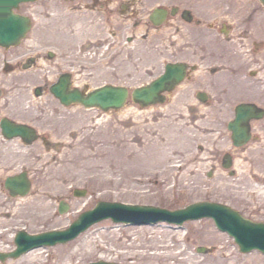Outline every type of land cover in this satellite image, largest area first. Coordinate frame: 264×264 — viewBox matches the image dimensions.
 Instances as JSON below:
<instances>
[{
	"label": "rangeland",
	"instance_id": "374dc122",
	"mask_svg": "<svg viewBox=\"0 0 264 264\" xmlns=\"http://www.w3.org/2000/svg\"><path fill=\"white\" fill-rule=\"evenodd\" d=\"M52 19L56 20L54 16ZM88 77L94 84L106 79L140 82L138 77L129 81L125 76L97 72L81 79ZM193 92L192 87H177L167 102L145 109L130 99L125 107L111 112L73 106L64 109L61 117L48 110L47 123L38 125L49 133L55 149L41 152L37 142L29 151L17 150L13 154L18 159L17 169L25 163L33 176L31 193L6 203L4 190H0V236L4 233V245H13L10 234L22 227L29 232L64 228L101 199L170 209L210 199L250 215V203L264 202V184L250 176L251 164L259 163L264 170V156L255 159L248 152L235 154L236 173L230 175L220 165V156L214 155L230 147V135L208 133L218 125L203 117L200 105H188ZM32 99L36 105L37 100ZM50 102L57 111V101ZM43 105L39 104V110ZM37 110L35 107L34 116L39 114ZM113 150L118 155L128 152L124 156L128 160L110 155ZM137 152L152 154V158L137 160ZM77 187L87 189V193L74 195ZM61 199L70 204L63 214L58 212ZM152 235L166 242L153 246L146 239ZM137 238L135 248L129 249L128 245ZM122 241L127 245L120 246ZM166 244L170 247H163ZM199 245L212 247L211 251L198 252ZM134 251L147 252L151 257L136 256ZM154 253L164 256L153 257ZM100 259L120 264H264V254L242 253L234 238L220 231L211 218L187 221L183 227L165 222L125 225L104 219L72 241L35 249L5 264H87Z\"/></svg>",
	"mask_w": 264,
	"mask_h": 264
},
{
	"label": "flooded vegetation",
	"instance_id": "af4514ba",
	"mask_svg": "<svg viewBox=\"0 0 264 264\" xmlns=\"http://www.w3.org/2000/svg\"><path fill=\"white\" fill-rule=\"evenodd\" d=\"M17 11L30 18V26L19 44L0 45V189L8 176H32L25 163L17 169L15 151H29L37 142L41 152L55 149L38 125L47 123L48 110L63 117L64 109L80 106H65L51 87H80L84 94L89 87H144L168 63L184 66V78L163 87H192L188 105H200L203 117L218 125L208 133L230 135V147L214 154L221 166L230 162L228 172L236 173L235 154L264 156V6L256 0H36ZM96 72L140 82L81 79ZM39 99L45 103L40 110ZM241 103L252 107L242 115L250 140L237 146L228 125ZM4 123L34 127L38 138L29 143L31 134L9 137ZM251 170L254 181L264 184L259 163ZM250 204V216L264 221V202Z\"/></svg>",
	"mask_w": 264,
	"mask_h": 264
},
{
	"label": "water",
	"instance_id": "95a60500",
	"mask_svg": "<svg viewBox=\"0 0 264 264\" xmlns=\"http://www.w3.org/2000/svg\"><path fill=\"white\" fill-rule=\"evenodd\" d=\"M22 1L28 0H0V9L2 17H0V43L8 44L6 40H15L22 35L26 29V20L14 14L13 7L18 6ZM264 3V0H261ZM184 72V67L179 65L169 64L166 74L153 85L141 87L134 90L133 96L136 101L142 104H148L158 100L159 93L165 89L173 87H161V85L171 78L180 79ZM55 93L60 96L65 102L72 100L80 101L86 106H99L103 109L111 107L119 108L124 105L128 89L126 87H99L88 96H84L78 91L71 94L62 92L60 87L54 88ZM234 128V138L236 142L245 141L246 131L243 129L240 133L239 126L231 124ZM21 131V128H19ZM7 186L13 194H26L30 184L23 175L10 178L7 181ZM77 194L84 192L77 191ZM67 206L61 205V210L65 211ZM137 214L143 216V219H137ZM113 217L114 220H132V221H156L159 219H168L170 221L182 222L189 218H198L202 216H212L215 218L218 225L225 230H228L236 237L241 249L244 251L253 248H261L264 251V224L254 223L249 219L244 218L236 210L227 205L202 201L189 205L184 209L176 211L157 209L153 206H132L120 202L100 201L94 210L83 213L72 226L66 230L51 231L39 235H30L26 232H20L16 238L18 248L11 252L10 256H18L29 248L42 244H56L58 242H66L74 238L80 232L85 230L91 224L106 217ZM198 251L207 252L208 248L199 246ZM8 255V254H6ZM6 255H1L4 257ZM89 264H119L107 261L91 262Z\"/></svg>",
	"mask_w": 264,
	"mask_h": 264
},
{
	"label": "bare ground",
	"instance_id": "6f19581e",
	"mask_svg": "<svg viewBox=\"0 0 264 264\" xmlns=\"http://www.w3.org/2000/svg\"><path fill=\"white\" fill-rule=\"evenodd\" d=\"M113 153L112 154H110V155H116L117 156V158H124V160H128V158L126 159L125 157L128 155V152H123L122 154H120V155H118L117 153H115V151L113 150L112 151ZM125 156V157H124ZM152 156V154H147V155H145V154H140V153H135V155H134V157H135V159H137V160H142V158H146V157H151ZM110 157H112V156H110ZM152 158V157H151ZM105 159H107L108 160V155L105 157ZM142 236V235H141ZM144 236V235H143ZM139 238H137V239H134L129 245H128V248L129 249H134L135 248V244H134V242H136L137 243V240H138ZM153 246H158L159 245V242L161 241V242H166V240L165 239H163V238H161V239H159L158 238V236H156V235H152V236H150L149 237V239L148 238H146ZM143 242V241H142ZM119 245L120 246H122V245H127L126 244V242H124V241H122V242H120L119 243ZM163 247H170L169 245H164ZM135 252V251H134ZM127 254L128 253H131L130 251H128V252H126ZM164 253H159V256H157L158 255V253H154L153 254V257H157V258H159L160 256L162 257V256H164L163 255ZM135 255L136 256H141V257H151L150 255H148L147 254V252H135ZM160 257V258H161Z\"/></svg>",
	"mask_w": 264,
	"mask_h": 264
}]
</instances>
